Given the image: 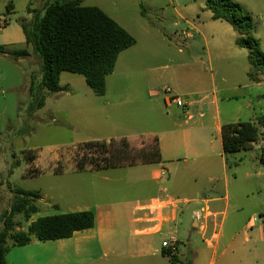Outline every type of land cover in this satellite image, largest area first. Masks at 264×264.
I'll return each mask as SVG.
<instances>
[{
    "label": "crops",
    "instance_id": "crops-1",
    "mask_svg": "<svg viewBox=\"0 0 264 264\" xmlns=\"http://www.w3.org/2000/svg\"><path fill=\"white\" fill-rule=\"evenodd\" d=\"M1 1L5 4L6 0ZM47 2L50 0H40L37 6H33L30 0L28 6L32 9H41ZM9 4H12L11 13L7 15L19 16L13 12V2L9 1ZM111 17L135 38L136 43L119 55L114 72L106 78L107 91L104 96L95 95L89 87L92 93L87 92V98L84 100L75 98L76 96H72L74 94L71 92L56 93L58 108L53 112L52 120L54 122H59V119L68 120L69 127L82 128L84 134H87L77 138L75 136L78 135H74L72 141H62L57 145L72 146L88 141L127 139L132 147L140 149L158 139L161 153L159 167L169 169L171 164L182 158L185 161L189 158L214 159L215 150H221L220 154L225 158L222 126L242 121L240 111L243 108L253 109L252 99L243 103L235 116L225 115L222 110L224 100L226 98L239 100V97L226 96L225 89L216 85L213 74L209 78L206 76L207 73L197 75L195 68L198 66L209 64L212 70L214 63L209 51L205 56L206 62L204 58L192 60V56L184 57L182 55L184 50L181 48L177 52L178 55L168 58L172 59L170 65H162L166 59V52L161 51V46L165 44L157 34L143 24H138V29H135L128 19ZM23 19L27 22L31 21L32 14L28 13ZM191 27L196 32H200L195 25ZM182 35L195 43L193 39L196 38L193 34H186L183 31ZM4 45L9 50H21L24 45L30 47L26 45L23 31L17 34L16 40L4 41ZM9 46H18L19 49H11ZM27 50L31 55L17 63L23 64L24 61L29 63L25 67L30 66L31 72L26 74L25 70H22L26 83L29 82L26 85L29 90L31 76L36 75L31 65L37 67V61L39 63L40 61L32 54L31 47ZM121 65L125 67L124 72L120 70ZM205 70H208V67ZM0 77L2 79L3 74L0 73ZM72 81L67 85H61L73 90ZM165 81L170 85L166 87L171 88L175 94L178 92L184 94V96L180 95L186 102L184 108L175 104L166 105L163 94V89L166 87L161 88V84ZM257 85H264V82ZM244 87L249 91L254 89L250 84ZM123 92H126L127 99H124ZM162 96L167 109L176 106L180 110L179 118L169 119L164 114H160L164 105L158 100ZM166 114L169 116L168 112ZM168 123L170 127H167ZM64 124L61 123L62 129ZM210 124H213V127L209 126ZM204 143L205 148L202 147ZM255 147L256 144L252 150ZM35 153L34 159L28 161L21 176L23 180L40 179L38 184L25 190L39 192L41 199L37 202L38 212L22 229L26 231L32 222L42 217L84 211L93 212L95 225L91 229L78 231L67 239L41 241L33 237L30 244L15 246L9 250L6 256L7 264H163V262L172 264L163 255V247L161 249L157 245L156 237L163 236L167 231V235L173 233L177 236L178 242L182 241L175 223L180 213V205L189 201H183L163 188L161 177L155 175L153 170H149L152 164H137L106 170L91 168L79 170L74 163L58 167L54 162L57 159L54 154ZM214 167L215 162L210 161L199 170H211ZM124 168L138 170L126 174L125 178L129 179L128 181L118 180L123 184H108L111 182V171ZM224 168L227 169L226 161ZM34 169L39 170L35 172ZM175 177L169 172L166 180ZM229 183L225 177V187L228 188ZM164 196H169L173 200L172 205L161 213L160 231L151 232L149 227L154 225V218L149 210L150 203ZM220 201V199L202 201L204 206L192 213V227L203 237L211 234L209 239L204 238L207 248L213 250L210 264L216 262L222 225L217 230L216 222L218 216L222 214V211H219L220 206H214L213 210L210 203ZM197 211H204L203 219L200 221L195 216ZM209 212L210 216H214L210 220L207 218ZM259 215L261 217L258 225L255 224V218L245 223L242 231L244 245L253 243L256 246L257 243H264V213L259 211ZM235 239L236 236L232 237L228 247L233 245ZM259 252L257 247H254V253L251 249H247L245 253L247 262L244 263L264 264V258L256 262L251 260L252 256Z\"/></svg>",
    "mask_w": 264,
    "mask_h": 264
},
{
    "label": "rangeland",
    "instance_id": "rangeland-1",
    "mask_svg": "<svg viewBox=\"0 0 264 264\" xmlns=\"http://www.w3.org/2000/svg\"><path fill=\"white\" fill-rule=\"evenodd\" d=\"M9 1L13 2V12L19 16L7 15ZM39 1L31 0V3L37 6ZM52 1L56 0H50ZM233 1L244 5L251 13L256 23V30L252 35L260 41L264 52V0ZM29 3L30 0H6L3 4L0 0V18L7 19L3 25L0 24V46H5L4 41L16 40L17 34L22 33L18 21L27 17ZM83 5L97 6L110 16L126 18L135 29H138V24L149 27L165 44L161 46V51L166 52V59L162 65H170L172 59L168 58L178 55L177 52L181 48L184 50L182 55L188 58L192 56V60L193 58L206 59V53L209 51L214 63L212 70L209 64L195 69H197V75L207 73L206 76L209 78L213 74L216 85L225 89L226 96L239 97V100H228V98L224 100L222 110L225 115L235 116L242 104L252 99L253 109L243 108L240 111L242 121L257 122L264 116V85H257L258 83L250 81L247 75L250 68L249 51L236 44L237 34L228 23L212 19V12L206 0H83ZM191 25L198 27L200 32H196ZM183 31L186 34H193L196 38L193 39L195 43L185 38L182 35ZM9 48L19 49L18 46H9ZM23 48L30 47L24 45ZM37 63V67L32 64L31 69H34L36 75L41 77L42 63L41 61ZM28 64L27 61L18 64L8 56L0 54V73L3 74V78L0 79V231L4 227L3 215L10 210L14 199V190L27 189L40 182V179L23 180L21 176L30 157H34L35 152L50 153L57 156L54 162L58 167L67 163L77 165L80 157L78 159L74 157L73 148L78 144L59 146L57 143L72 141L74 135H78L75 136L76 138L87 135L82 128L69 127L68 120L59 119V122L52 120L53 112L58 108L56 93L46 91L45 106L40 109H31L30 94L26 86L29 82L26 83V77L22 71L25 70L26 74L31 72L30 66L25 67ZM206 67L208 70H205ZM120 70L125 71L124 65L120 66ZM71 80L75 90L71 89L70 92L74 94L72 96H76L75 98L84 100L87 98V92L92 93L83 76L72 73L61 74V84L67 85ZM246 84L253 85L254 89L247 90L244 87ZM166 86H170L166 81L161 84V88ZM123 93L124 99H127L126 92ZM178 94L184 96L182 93L178 92ZM248 94L251 96L249 97ZM159 99L161 101H158L164 105L163 96ZM162 110L160 114H164L169 119H176L181 115L176 106L167 109L164 105ZM167 112L170 117L167 116ZM61 123H65L63 129ZM166 125L170 127V123ZM209 126L213 127V124ZM150 144L156 146L154 141ZM261 145L262 139L256 144L254 150L236 154L231 160L237 162V166L227 165L226 170L225 158L221 156V150L213 152L214 159L189 158L185 161L182 158L171 164V169L166 168L172 177L175 175L176 177L169 180L161 178L162 187L183 201H189L180 205V213L175 223L178 236L182 238L177 246L180 249V261L176 264H210L213 250L207 248L204 238L209 239L211 234L203 237L197 229L192 227V213L204 206L202 201L212 199L221 201L210 203V207L214 210V206L219 205V211H222L216 222L217 230L222 225L220 248L214 264H245L246 250L251 249L254 253V247H257L260 252L252 256L251 260L256 262L264 258V243H257L256 246L253 243L244 245V232H242L245 223L250 219L255 218V224L258 225L261 217L259 211L264 213V166L259 160ZM202 147L205 148L206 144L204 143ZM210 161L215 162L213 169L199 170ZM150 168L149 170H153L155 175L160 176L162 168L158 163L152 164ZM137 170V168H124L111 171V182L108 184H123L122 182L129 180L125 178L126 174ZM225 177L230 182L228 188L225 187ZM203 214L204 212L199 221L203 219ZM212 217L214 216H210L209 212L207 218L210 220ZM14 220L20 223L18 229L26 227L27 222L22 215L15 216ZM234 236L236 239L233 245L228 247ZM167 238V231L163 236L156 237L159 248L162 249L163 240ZM189 238L190 243L187 242ZM163 264L169 263L163 262Z\"/></svg>",
    "mask_w": 264,
    "mask_h": 264
},
{
    "label": "trees",
    "instance_id": "trees-1",
    "mask_svg": "<svg viewBox=\"0 0 264 264\" xmlns=\"http://www.w3.org/2000/svg\"><path fill=\"white\" fill-rule=\"evenodd\" d=\"M212 19L228 23L237 34L236 44L249 51L248 78L254 83L264 80V52L260 41L252 33L256 23L246 7L233 0H206ZM7 6V14L11 13ZM32 20L19 19L27 46L41 61L42 76L32 75L29 88L31 109H40L48 93L72 91L61 85L64 72L81 75L97 96L106 94V78L115 70L119 55L135 45V38L110 15L97 6H85L83 0L47 2L41 9L27 8ZM144 14V13H143ZM0 54L15 62L31 55L27 49L9 50L0 46ZM223 152L226 164L237 166L232 158L242 151H250L262 139L260 163L264 166V116L257 122L238 121L222 126ZM137 149L127 139L88 141L75 146L77 168L106 170L137 164L161 162L158 139ZM30 161L34 157H30ZM37 191L17 188L10 210L3 215L4 227L0 231V264H7L6 256L15 246H25L33 237L41 241L67 239L78 231L91 229L95 215L91 211L74 212L42 217L32 222L28 229H18L15 216L22 215L26 222L38 212ZM11 241V243H9ZM172 264L180 261V249H163ZM191 262V261H189ZM191 264V263H190Z\"/></svg>",
    "mask_w": 264,
    "mask_h": 264
},
{
    "label": "built area",
    "instance_id": "built-area-1",
    "mask_svg": "<svg viewBox=\"0 0 264 264\" xmlns=\"http://www.w3.org/2000/svg\"><path fill=\"white\" fill-rule=\"evenodd\" d=\"M7 19L6 18H0V24L3 25L4 22H6ZM163 94L165 96V103L167 106H171L173 104L177 105L178 107L184 108L186 105L185 100L178 94H175L171 88L166 87L163 89ZM75 147L73 148V153L75 151ZM39 169H35L34 171L37 172ZM160 177L162 179H168L169 177V172L167 171L166 168H162L161 169V173H160ZM173 200L168 196H164V197H159L154 199L151 203H150V207L149 210L152 213L153 216V223L154 225L149 227V230L151 232H159L160 231V223L162 221V216L161 213L168 209L169 207H171ZM204 211H197L195 216L196 219L199 220L201 218V214ZM178 238L175 234H170L168 235V238L163 240L162 243V247L163 249H168V248H172L173 250H175L178 246Z\"/></svg>",
    "mask_w": 264,
    "mask_h": 264
},
{
    "label": "water",
    "instance_id": "water-1",
    "mask_svg": "<svg viewBox=\"0 0 264 264\" xmlns=\"http://www.w3.org/2000/svg\"><path fill=\"white\" fill-rule=\"evenodd\" d=\"M189 241H190V238L187 240V242L189 243Z\"/></svg>",
    "mask_w": 264,
    "mask_h": 264
}]
</instances>
